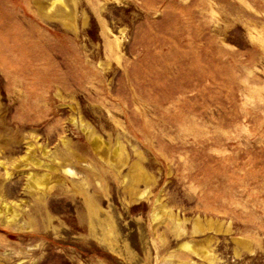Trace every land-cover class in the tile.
Returning <instances> with one entry per match:
<instances>
[{"label": "rangeland", "instance_id": "obj_1", "mask_svg": "<svg viewBox=\"0 0 264 264\" xmlns=\"http://www.w3.org/2000/svg\"><path fill=\"white\" fill-rule=\"evenodd\" d=\"M0 264H264V0H0Z\"/></svg>", "mask_w": 264, "mask_h": 264}]
</instances>
